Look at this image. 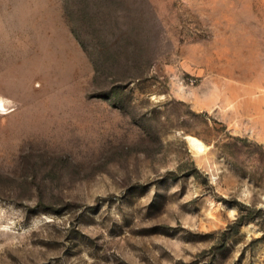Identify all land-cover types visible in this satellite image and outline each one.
I'll use <instances>...</instances> for the list:
<instances>
[{
	"label": "rangeland",
	"instance_id": "rangeland-1",
	"mask_svg": "<svg viewBox=\"0 0 264 264\" xmlns=\"http://www.w3.org/2000/svg\"><path fill=\"white\" fill-rule=\"evenodd\" d=\"M0 264H264V0H0Z\"/></svg>",
	"mask_w": 264,
	"mask_h": 264
},
{
	"label": "bare ground",
	"instance_id": "bare-ground-1",
	"mask_svg": "<svg viewBox=\"0 0 264 264\" xmlns=\"http://www.w3.org/2000/svg\"><path fill=\"white\" fill-rule=\"evenodd\" d=\"M186 140L188 141L191 149L196 153V154H202L206 151L207 146L206 144L199 139L196 136L193 135H187Z\"/></svg>",
	"mask_w": 264,
	"mask_h": 264
},
{
	"label": "crops",
	"instance_id": "crops-1",
	"mask_svg": "<svg viewBox=\"0 0 264 264\" xmlns=\"http://www.w3.org/2000/svg\"><path fill=\"white\" fill-rule=\"evenodd\" d=\"M212 105L211 101L210 100H203V101H200L198 103V106L201 108V109H206V108H210Z\"/></svg>",
	"mask_w": 264,
	"mask_h": 264
}]
</instances>
